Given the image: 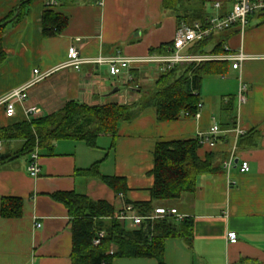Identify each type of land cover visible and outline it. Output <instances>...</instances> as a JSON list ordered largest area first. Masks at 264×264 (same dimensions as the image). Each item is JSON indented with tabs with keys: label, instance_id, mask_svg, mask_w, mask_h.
Here are the masks:
<instances>
[{
	"label": "crops",
	"instance_id": "obj_1",
	"mask_svg": "<svg viewBox=\"0 0 264 264\" xmlns=\"http://www.w3.org/2000/svg\"><path fill=\"white\" fill-rule=\"evenodd\" d=\"M22 0H0V20L12 13ZM207 18L226 16L232 0H204ZM68 0L53 12L67 23L60 33H43V0H32L24 15L10 21L2 34L6 55L0 64V99L13 89L32 81L33 71L49 73L31 86L24 102L15 104L8 118L0 106V129L31 119L50 116L67 103L90 107L140 102L159 74L154 64L132 65L123 75L111 77L107 65L84 64L79 70L59 69L67 61L70 47L84 59L122 56L146 59L168 54L178 22L163 10L162 0ZM220 3L219 10L214 5ZM231 53L242 51L251 57L238 70L224 62L221 74L205 76L201 84L199 118L181 117L159 122L153 107L121 123L116 137L100 135L96 147L84 142L58 141L53 151H39V175L27 171L29 156H14L20 140L0 143V203L3 198L21 201L15 218L0 214V264H71L72 218L55 194L74 192L92 201H105L117 213L129 202H149L153 185V151L158 142L184 141L205 134L216 123L221 130L240 128L244 134L221 135L214 149L201 147V160L212 156L217 171L197 179L193 194L166 204L177 215L192 220L188 240L170 237L164 243L165 264H264V22L254 15L241 33L236 28L213 34ZM209 46L208 51L214 46ZM211 45V44H210ZM253 57V58H252ZM240 85L246 88V102L240 104ZM28 108L40 111L27 115ZM244 138L240 140L241 137ZM231 161L230 167L226 165ZM249 172L240 170L242 162ZM98 164L104 176L123 178L126 194H115L96 178L79 172ZM176 218V217H175ZM182 219L176 221L180 223ZM123 222V221H122ZM133 228L130 222H124ZM37 224L41 226L37 228ZM234 232L231 244L227 233ZM112 264H158L155 259L119 258Z\"/></svg>",
	"mask_w": 264,
	"mask_h": 264
},
{
	"label": "trees",
	"instance_id": "obj_2",
	"mask_svg": "<svg viewBox=\"0 0 264 264\" xmlns=\"http://www.w3.org/2000/svg\"><path fill=\"white\" fill-rule=\"evenodd\" d=\"M32 0H22L17 8L0 20V64L6 55L2 48V34L16 13L18 20ZM163 10L174 16L178 26L191 27L198 22L206 25L207 13L204 0H162ZM46 9L42 15L43 33H60L66 26V18ZM264 22V13L257 15ZM210 36L195 42L186 50L195 55H219L221 43L214 44ZM169 53V52H168ZM223 63L208 61L199 64H179L161 72L154 86L144 91L140 102L132 105L108 104L90 107L77 102H69L56 114L31 119L27 122L0 129V143L20 140L22 147L14 156H29L34 152L51 153L58 141L84 142L95 148L100 135L116 137L121 123L132 121L142 110L153 107L159 122H171L184 117L189 118L201 104V84L205 76L221 74ZM244 138L241 137L240 140ZM198 138L184 141L158 142L153 151V185L149 202H129L136 213L148 217L156 208L154 202H171L184 195L193 194L197 179L217 171L212 156L201 160ZM1 156V154H0ZM9 156V155H8ZM7 156V157H8ZM6 157V158H7ZM40 157V156H39ZM6 158L0 157V163ZM99 163L79 173L85 177L96 178L115 194H126L125 180L119 177L101 175L97 171ZM54 198L64 204L72 218L73 250L71 264H112L119 258L155 259L163 261L164 243L167 238L181 237L188 240L192 220L185 217L180 223L174 216H165L154 221L145 219L139 227L129 228L118 220V213L105 201H92L74 192L58 193ZM21 213V201L3 198L0 214L5 218H15ZM99 232L104 235L98 245L93 242Z\"/></svg>",
	"mask_w": 264,
	"mask_h": 264
},
{
	"label": "built area",
	"instance_id": "obj_3",
	"mask_svg": "<svg viewBox=\"0 0 264 264\" xmlns=\"http://www.w3.org/2000/svg\"><path fill=\"white\" fill-rule=\"evenodd\" d=\"M63 1L68 0H43L45 9H53L61 4ZM73 1V0H72ZM232 9L224 17H220L218 14L213 15L207 20L205 26L201 23H194L191 27L186 25L178 26L175 32V36L168 54L152 55L146 59H134L122 56H111L107 58L97 59H84L80 56L79 50L76 47H70L67 53V61L60 65L59 69L72 67L75 70H79L80 66L84 64H98L107 65L109 68V74L111 77H119L123 75L132 65L135 64H154L157 66V74L172 69L174 66L179 64H191V63H202L208 61L218 62H230L232 63V69L238 70L241 64L251 57L245 55L242 51L238 53H231L229 48L225 47L222 55H195L189 54L186 50L195 42L202 41L210 36H213L216 32L229 30L236 28L239 32H243L249 24V18L264 13V0H232ZM103 0H100L99 4H102ZM221 7L220 3L214 5V9L219 10ZM253 58V57H252ZM50 72L40 74L38 70L33 71V79L26 85L13 89L4 95L0 99V106L4 107V114L8 118H12L15 114V104L24 102L27 97L28 89L41 81L49 75ZM246 88L244 85H240L238 91V101L240 104H244L247 100ZM201 104L198 105L197 112L190 116V118L198 119L200 114ZM27 115H39L40 111L35 108H28L26 110ZM184 117H188L187 114H183ZM233 135L236 139L244 134V131L240 128H235L231 131H223L220 127L214 123V125L205 134L198 135V141L200 148L207 146L209 149H214L218 139L221 135ZM231 161L226 165L230 167ZM249 164L242 162L240 170L243 173L249 172ZM28 173L31 177L36 178L39 175V155L38 151H34L29 158V165L27 168ZM165 216H174L177 219H182L177 215V211L172 208H155L154 213L148 217H142L136 213L135 208L126 204L122 210L118 213V220L123 222H130L133 228L140 226L142 221L145 219L154 221L158 218ZM41 225L37 224V228ZM104 233L99 232L97 239L94 240L93 244L98 245L100 239ZM226 239L229 243L234 244L237 241L236 233H227Z\"/></svg>",
	"mask_w": 264,
	"mask_h": 264
},
{
	"label": "rangeland",
	"instance_id": "obj_4",
	"mask_svg": "<svg viewBox=\"0 0 264 264\" xmlns=\"http://www.w3.org/2000/svg\"><path fill=\"white\" fill-rule=\"evenodd\" d=\"M214 43H215V41H212L210 46H212ZM160 206H164L165 207L167 205L166 204H161ZM164 207H157V208H164Z\"/></svg>",
	"mask_w": 264,
	"mask_h": 264
},
{
	"label": "water",
	"instance_id": "obj_5",
	"mask_svg": "<svg viewBox=\"0 0 264 264\" xmlns=\"http://www.w3.org/2000/svg\"><path fill=\"white\" fill-rule=\"evenodd\" d=\"M0 157H1V158H5V157H6V155H5V154H2Z\"/></svg>",
	"mask_w": 264,
	"mask_h": 264
}]
</instances>
